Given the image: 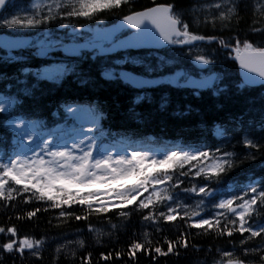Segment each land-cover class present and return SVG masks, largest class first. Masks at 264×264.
<instances>
[{"label": "snow or ice", "instance_id": "6c2138e0", "mask_svg": "<svg viewBox=\"0 0 264 264\" xmlns=\"http://www.w3.org/2000/svg\"><path fill=\"white\" fill-rule=\"evenodd\" d=\"M128 2L30 0L28 6L13 14L10 11L15 7L13 0H0V29H44L34 39L0 41V48L7 50L2 59L5 64L20 62L17 74L22 73L25 78L31 76L37 82H59L67 74L75 72L77 58L83 59L84 50H87L93 59H103L104 66L100 74L105 81L123 82L138 92L133 99V103L138 104L148 96V90L159 85H170L197 94L203 89H214L217 95L222 94L225 91L220 87L223 81L218 73L212 71L217 63L214 59L216 50L197 48L199 43L216 42L220 49L238 62L242 70L237 89L255 85L264 87V46L249 39L241 40L235 34L226 39L192 31L189 20L184 18L185 10L178 8L174 2L154 3L152 7L129 11L109 30L99 27L92 29L85 24L77 26L69 22L72 18L81 17L91 20L100 12L120 8ZM240 4L241 0H214L200 8L193 6V13L201 9L214 10L215 13L205 14L202 21L194 17L193 24H211L215 29L219 23L221 30H230L233 19L240 18ZM56 23L65 30L64 36L57 38L54 27H48ZM122 29H127L130 35L119 38L118 33ZM252 31L264 32V27L253 28ZM81 37L83 42H80ZM65 39L70 42L65 43ZM165 45L173 46L174 49L175 46H181V51L186 48L187 56L197 66L198 76L164 56L153 61L151 52L144 56L129 54L131 49L160 48ZM194 48L197 54L193 56ZM17 49L20 51L16 52ZM30 49L34 51L29 52ZM117 51H122L123 55L109 60L110 54ZM57 52L62 55L57 56ZM32 58H42L48 62L37 67L23 66L30 64ZM0 75L5 78L8 76L7 73ZM23 91L30 93L31 89L25 87ZM18 103L15 96L0 95V114L4 115L2 124L5 131L10 130L8 137L0 142L6 148L11 147V151L0 154V199L7 202L21 197L25 204L39 201L47 205L44 209L26 211L23 215L27 218L34 217L41 210L46 212L53 209L58 210L56 219L61 222L88 221L93 214L106 215L115 208L122 219L137 212L142 214L143 221L153 226L161 221L173 222L179 218L189 230L194 228L205 234L211 231L231 238L233 233L238 232L243 237L239 241L241 246L264 236V224L249 223L253 212L264 207V176L256 179L249 176L246 183L233 181L231 184H220L221 176L237 166V153L219 147L201 150L203 146L199 144L168 142L159 147H142L126 137L106 142L111 133L100 124L103 113L95 106L75 103L63 107L67 117L76 122L67 125L66 120L65 128L57 126L49 129L43 121L29 118L26 113L14 115V105ZM168 103L167 96L160 97V109H165ZM85 111L91 115V119L86 121L89 124L86 129L85 122L80 121L81 113ZM261 131H264V119L261 121ZM226 132V128L218 127L216 135L224 140L231 139ZM238 142L248 150V154L240 158L241 162L255 159L251 150L259 151L264 147V144L247 134ZM189 177L193 178L189 180L190 186L181 189L180 186ZM195 178L200 179L197 181ZM213 181L217 184L215 188L210 187ZM181 197L192 199L194 204L183 203ZM73 205L79 206V212L73 210ZM161 207L163 211L159 210ZM17 216L19 218L20 214L17 213ZM229 216L233 218L229 219ZM5 231L17 237L15 226L7 229L0 227V233ZM87 231H96L99 239V230L94 229L91 223L87 224ZM244 233L248 235L244 236ZM144 236L145 242L133 241L128 245V257H135L136 252L141 250L168 255L178 248L189 247L188 235L183 231L174 240L165 237L166 250L159 245L154 249H145V243L150 245L151 241L147 240V232ZM57 239L63 241L56 245L58 254L64 251L75 257L76 251L71 245H84L82 238L74 242L62 234ZM45 240L44 236L37 239L23 235L8 239L2 249L9 253L15 251L21 256L25 250H29L33 256L40 257ZM194 247L199 250L198 246ZM252 253H260L259 259L264 262V244L243 247L244 255ZM122 255L124 253L120 251L115 252L116 257ZM100 256L107 260L112 253H100ZM222 256L228 258L223 264H246L242 259L233 258L231 251H224ZM90 258L89 253L84 259L91 264Z\"/></svg>", "mask_w": 264, "mask_h": 264}, {"label": "trees", "instance_id": "16d2710c", "mask_svg": "<svg viewBox=\"0 0 264 264\" xmlns=\"http://www.w3.org/2000/svg\"><path fill=\"white\" fill-rule=\"evenodd\" d=\"M174 2L178 8L185 10V19L189 20L190 30L204 35H218L228 38L233 34L238 35L241 40L249 39L253 43L264 46V32L252 31L253 28L264 27V0H241L239 20L233 19L230 30L220 29L217 23L214 29L211 24L201 23L196 26L193 24V18L203 17L207 13L215 14L214 10L201 9L197 13L191 12L193 6L200 8L201 5L214 2V0H129L128 3L121 5L120 8H114L109 11L100 12L91 20L85 18H72L69 22L73 25L85 24L89 27L96 25L102 26L115 22L129 11H138L150 7L154 3ZM30 0H13L15 7L10 11L15 14L18 9H24L28 6ZM259 5V7H257ZM63 22V21H61ZM54 27L55 33L65 32L59 27V23L49 25ZM44 29L14 30L0 29V32H6L15 35H32L36 38L39 32ZM208 51L215 49L214 59L217 61L213 70L219 72L222 76V94L217 95L214 89L200 91L198 94L191 90L177 89L170 85L156 86L148 90V96L138 104L133 103V99L138 92L123 82L111 83L105 81L101 76L103 65L102 58H92L88 51L85 52L83 59L77 58V67L75 72L67 74L59 82L51 80H41L37 82L35 78L17 74L20 62L5 64L2 57L6 55L5 50L0 48V73H7L5 78L0 75V95L15 96L18 105H14L13 114L20 112L26 113L29 118L39 119L49 129H54L57 125L63 124L67 117L64 109L65 104H79L84 106H95L99 112L103 113L100 124L110 132L109 141L118 140L126 137L135 145L150 147L155 145L159 147L162 143H182L199 144L201 150L215 149L234 152L238 154L236 160L237 166L233 167L220 178V184H231L233 181L246 183L247 177L253 179L264 176V147L259 151L251 150V155L255 159L243 160L248 150L238 141L242 136L250 135L251 138L264 144V131H261V121L264 119V87L252 86L246 89H237L236 85L242 77L239 72L238 64L232 56L220 49L216 42L200 43ZM172 48V47H171ZM168 50V49H167ZM31 52V50H28ZM147 53L146 50L140 51ZM130 54L137 52L129 51ZM57 56L62 53L57 52ZM122 52L109 56V60L120 58ZM42 58H32L30 64H24L25 67H37L47 63ZM83 81V82H82ZM35 85V88H32ZM28 87L30 93H25L23 89ZM167 96L169 103L165 109H160V97ZM150 97V98H149ZM4 115L0 114V140L8 137L10 130L5 131L2 124ZM65 124V123H64ZM218 127L227 129L226 135L231 139L224 140L216 135ZM235 129V130H233ZM5 151H11V147H5L0 142V154ZM186 170V168H185ZM189 177L181 185V189L189 187ZM200 178H195L199 180ZM216 182L213 181L210 187L215 188ZM15 196V192L13 193ZM187 200V199H186ZM190 200V199H188ZM47 205L44 202L31 201L27 204L22 202L21 197H15L14 200L5 202L0 199V227L7 229L15 226L17 228V237L29 235L33 238L46 237L42 247L40 257H35L29 250H25L23 256L13 251L11 253L2 249L3 243L12 237L6 231L0 233V264H89L84 259L91 254V264H223L228 258L223 257L224 251L233 252V258L242 259L248 264H264L260 261V253L243 254V247H257L264 244V236L254 238L241 246L239 241L243 237L238 233H233L231 238L220 236L217 233L209 231L202 233L200 230H189L179 218L173 222H159L154 226L141 219V213L133 212L128 218H121L120 212L113 208L106 215L97 216L95 214L89 217L88 221H67L61 222L56 219L58 210H41L32 218H27L23 214L33 208L44 209ZM134 207V206H130ZM73 210L79 212V206L73 205ZM127 210V209H126ZM163 211L161 207L159 209ZM17 213L20 214L19 218ZM229 219L233 217L229 216ZM264 224V207H259L252 214L249 223ZM91 223L94 229L99 230V239L97 232H88L87 224ZM59 225V226H58ZM159 229V230H158ZM187 233L189 247L187 249L178 248L176 252L168 255H157L154 251L148 253L144 250L137 251L135 257H128V245L133 241L145 242L144 233L147 232V240L151 244L145 243V249H154L159 245L166 250L167 244L165 237L174 240L180 232ZM65 235L68 240H84L83 247L73 244L76 251L75 257L70 253L61 251L59 254L55 251L57 243H62L57 237ZM248 233H244L247 236ZM198 246L199 250L196 249ZM18 247V245H17ZM124 253L121 257H116L115 252ZM112 253V256L105 260L101 258L100 253Z\"/></svg>", "mask_w": 264, "mask_h": 264}, {"label": "rangeland", "instance_id": "374dc122", "mask_svg": "<svg viewBox=\"0 0 264 264\" xmlns=\"http://www.w3.org/2000/svg\"><path fill=\"white\" fill-rule=\"evenodd\" d=\"M97 27H100V26L96 25L94 27L92 26L91 28L95 29ZM23 35H26V34H23ZM64 35H65V32L56 33L57 38L60 37V36H64ZM68 42H70V41L68 39H65V43H68ZM180 48H181V46H175V49L172 47V48H170L168 50H165L163 52H156V53L151 52L152 53V59H153V61H155V59L157 57L164 56L167 59H173L174 62L178 66L184 67L186 70H190L192 72H198L197 66L195 65L194 60H192L190 57L187 56V49L185 48V49H183V51H181ZM197 48L204 49L205 51H208L206 48L202 47L201 44H197ZM31 51H34V49H32ZM148 53H140V54H130L129 53V54L133 55V56H144V55H147ZM195 54H197V51L194 48L193 49V56ZM212 71H214V70L212 69ZM89 119H91V115L87 111L81 113L80 121L81 122H85L84 123L85 129L89 127V124L86 123V121L89 120ZM74 122H76V121H74L73 118H72L71 120L67 121V125H71ZM64 123L60 124V125H57V126H59L60 128H65L66 127V122H64ZM57 126L55 128H57ZM236 194H239V193L237 192ZM181 200L183 201V203L188 204V205L194 204V201L192 199H190V200L187 199L186 200L185 198L181 197ZM202 215H204V213H202Z\"/></svg>", "mask_w": 264, "mask_h": 264}, {"label": "water", "instance_id": "95a60500", "mask_svg": "<svg viewBox=\"0 0 264 264\" xmlns=\"http://www.w3.org/2000/svg\"><path fill=\"white\" fill-rule=\"evenodd\" d=\"M153 6V5H152ZM150 6V7H152ZM122 18V17H121ZM121 18H119L118 20H116L115 22L113 23H110V24H107V25H104L103 27H101V29L103 30H109L112 28L113 25L117 24L118 22H120ZM124 30H127V29H122L120 30V32L118 33L121 34ZM130 35V32L125 34L124 36L120 37V38H123L125 36H128ZM26 39H33V36L32 35H15V34H9V33H6V32H0V41H4V40H26ZM83 42V41H81ZM69 43V42H68ZM168 47V45H165L163 47H160V48H142V49H147V50H160V49H163V48H166ZM5 51H7L6 49L4 48H1ZM142 49H131V50H142ZM16 52L20 51L19 49L15 50ZM87 51V50H86ZM118 52V51H117ZM114 54V53H113ZM112 55V54H110ZM237 62V61H236ZM238 63V62H237ZM238 68H239V64H238ZM239 72H240V75L242 74V70L239 69ZM242 77V75H241ZM255 86H260V85H255Z\"/></svg>", "mask_w": 264, "mask_h": 264}, {"label": "flooded vegetation", "instance_id": "af4514ba", "mask_svg": "<svg viewBox=\"0 0 264 264\" xmlns=\"http://www.w3.org/2000/svg\"><path fill=\"white\" fill-rule=\"evenodd\" d=\"M127 33H129V31H128V30H124L121 34L118 35V37L120 38V37L124 36V35L127 34ZM88 34L90 35V33H88ZM80 40H83V38L81 37ZM165 50H166V49H163V50H157V51H151V52L156 53V52H163V51H165ZM138 53L140 54L141 52H140V51H137L136 54H138Z\"/></svg>", "mask_w": 264, "mask_h": 264}, {"label": "bare ground", "instance_id": "6f19581e", "mask_svg": "<svg viewBox=\"0 0 264 264\" xmlns=\"http://www.w3.org/2000/svg\"><path fill=\"white\" fill-rule=\"evenodd\" d=\"M214 72H216V71L214 70ZM216 73H218V74L220 75L221 79H222L221 74H220L219 72H216ZM193 74L198 76V72H193ZM205 74H207V73H205ZM159 86H162V85H159ZM220 87H221V86H220ZM205 90H209V89H203V90H201V91H205ZM196 94H197V93H196Z\"/></svg>", "mask_w": 264, "mask_h": 264}]
</instances>
